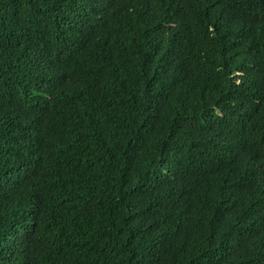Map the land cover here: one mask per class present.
I'll use <instances>...</instances> for the list:
<instances>
[{"label":"trees","instance_id":"1","mask_svg":"<svg viewBox=\"0 0 264 264\" xmlns=\"http://www.w3.org/2000/svg\"><path fill=\"white\" fill-rule=\"evenodd\" d=\"M0 264H264V0H0Z\"/></svg>","mask_w":264,"mask_h":264}]
</instances>
